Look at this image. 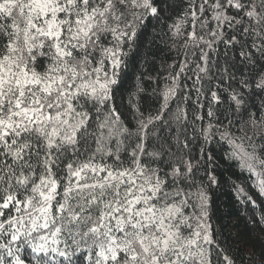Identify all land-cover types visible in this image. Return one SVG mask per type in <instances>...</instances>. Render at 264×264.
Listing matches in <instances>:
<instances>
[{"label": "snow or ice", "instance_id": "obj_1", "mask_svg": "<svg viewBox=\"0 0 264 264\" xmlns=\"http://www.w3.org/2000/svg\"><path fill=\"white\" fill-rule=\"evenodd\" d=\"M221 142L264 231V0H0V264H238Z\"/></svg>", "mask_w": 264, "mask_h": 264}, {"label": "trees", "instance_id": "obj_2", "mask_svg": "<svg viewBox=\"0 0 264 264\" xmlns=\"http://www.w3.org/2000/svg\"><path fill=\"white\" fill-rule=\"evenodd\" d=\"M151 29V26H149ZM151 36H148V40ZM159 47L151 46L145 43L142 51L141 60L128 70L125 81L127 89H134L138 83V77L141 72L151 71L156 75L161 62L166 58V52H162L163 47L159 41ZM151 49V55L147 56L149 63L155 59V64L149 67V64L143 62V56ZM171 62L170 60L168 61ZM162 84V81H161ZM149 88L151 85L148 86ZM146 103L152 101L146 99ZM217 161L220 164L219 174L222 177V183L219 188L214 190V206L212 223L218 231L222 230V236L233 248L238 264H264V231L258 227H252L249 223V206L241 203L242 197L236 192L233 184L243 188L245 191H252V185L255 177L249 179V173L246 169L240 167L239 161L228 160L227 153L230 151L229 145L225 142L215 146ZM259 215V210H257Z\"/></svg>", "mask_w": 264, "mask_h": 264}]
</instances>
